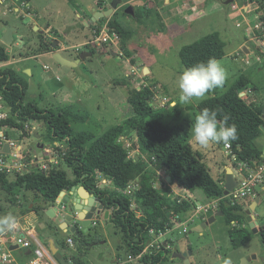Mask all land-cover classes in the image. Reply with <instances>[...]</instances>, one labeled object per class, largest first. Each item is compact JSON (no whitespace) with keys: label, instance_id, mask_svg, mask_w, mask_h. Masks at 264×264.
<instances>
[{"label":"rangeland","instance_id":"374dc122","mask_svg":"<svg viewBox=\"0 0 264 264\" xmlns=\"http://www.w3.org/2000/svg\"><path fill=\"white\" fill-rule=\"evenodd\" d=\"M153 1L123 0L118 5L113 19L111 17L104 18L98 28L87 29V27L83 26V23L88 21L91 10L96 9L98 4L106 7L110 0H31L29 4L22 3L19 0H6L3 5H0V39L6 29L2 21L3 18L10 26L16 28V32L14 33V41L11 46L6 47L0 42V45L5 47L10 56L9 65L2 67V71L13 70L22 76V80L27 85L25 104L31 103L39 108H51L57 112H62L76 134L89 135L94 140L100 137L105 130L121 125L124 129L123 134L116 140V144L128 152L129 158L135 157L139 159L142 154L138 139L135 137L133 129L125 124L128 118L134 116L128 99L135 90L140 91L151 87L153 96L157 98V101L153 100L155 102L153 105L154 114L161 121H164V124L178 125L165 121L168 118L161 119L169 106L166 104L161 107L159 100L166 94L179 96L177 79L179 74L185 69L179 57V51L182 47L190 45L212 33H218L219 37L224 41L225 57L219 61L227 70L228 78L223 88L215 89L211 93H225L240 74L239 68L245 64V56L239 49V44L244 41L245 27L243 23L245 21L237 16L231 18L230 15H233L235 10L231 6H223V2L217 4V0H213L214 3L206 7L203 6L205 7L203 8L204 13L198 15L199 18L186 21L185 23L182 22L180 26L183 29H173L172 33L167 35V31L163 28L162 39L154 38L153 36L150 41L153 45H145L147 44L145 37L141 36L138 31L139 26L135 23L140 17L138 15L137 18L124 15L123 10L126 5L133 8H139L141 5L149 8L154 5ZM162 3L163 0H158L157 8H160ZM237 6L240 10L243 7V3L238 0ZM257 11V7L254 4H250L248 13H245V16L249 19L247 21L253 30H256L254 26L257 24L259 27L257 29L258 32H262L264 31V21L262 20V13ZM3 12L7 13L5 17L2 16ZM196 13L195 10L188 9V12L183 15L193 18ZM34 15L40 16V19L36 20ZM120 17H123L125 29L130 31L128 40H122L121 32L112 26L113 22L116 19L118 20V18L120 19ZM170 22L171 20L167 24H170ZM172 23H175V21ZM34 24L41 26L45 33H41L42 31L40 32L38 29L35 30L33 28ZM46 24L52 26L48 32L45 30ZM102 29H104L105 37L107 38L105 42L99 36ZM69 33L72 36L70 35L71 38L66 40L65 36ZM132 33L134 37H132ZM246 34L251 36L252 31L250 30ZM53 40H57L58 44L64 43L65 47H72L69 49H61V46H57L55 49L50 48ZM91 40L96 41L93 47V44H89ZM60 49L72 61L78 59L81 52L92 53V57H86L81 60L79 67L74 71L75 74L85 80L97 81L95 85L97 89L91 92L93 99L88 103L84 104L82 101L75 100L72 98L71 93H64V96L61 97L59 82L48 78L51 76L53 68L43 69V65L48 63V61L43 59L47 58L48 60L52 54H60ZM41 57L42 59H40ZM249 59L251 63L254 61L252 57H249ZM28 65L33 70L32 78L31 74L28 76L24 72V70H27L26 67ZM143 68H148L150 73L147 70L143 72ZM244 91H246L245 88L240 91V94ZM250 93L249 91L242 96L244 101L249 105L254 104L258 108L262 107L264 105L263 100L258 99L257 102H254L255 99L252 98ZM209 95L210 92L202 99H193L186 106L194 107L193 103H201ZM153 96L151 99H153ZM196 112L198 113L195 109L193 113L196 114ZM29 124V126L34 128V134L13 132L9 134V137L22 142L31 151V158L35 159L33 170H39L46 174L51 170H61L67 174L68 178L73 179L71 169L62 160L63 154L66 152L64 144L50 142L43 123L32 121ZM191 144L195 151L205 155L208 154V159L205 163L210 169L211 176L218 183H222L220 186H223L227 170L212 165L211 159L213 160L214 157L222 159L224 157V144L221 147V144L213 142L207 148H201L193 139ZM257 145L263 146L260 142ZM45 150H48V153ZM229 157L231 158V155ZM142 158L148 162V157L143 156ZM162 183L163 180L157 179L154 180L153 186L157 191L162 192L164 190ZM98 186L99 188H111V184L103 177H100ZM20 193L25 200L24 204L26 206L24 208H27L29 203L40 198L36 192L26 190L23 187L13 191L11 194L8 193L9 195L0 190V210H5V213L12 211L16 214L17 212L15 211L22 200V198L17 197ZM258 194L260 201L251 214L256 220L255 213L257 212L260 223L264 224V192L258 189ZM253 200L240 203L239 205L246 211ZM196 203L201 204L197 200ZM135 207L136 203L134 202L131 208L135 209ZM213 213L217 214L219 212L212 211L207 214H199L194 218L195 211H193L187 216L179 217L182 223H187L185 227L176 228L169 220L170 229L167 230V234L164 233L161 236L160 233L157 234L154 230L152 234L148 233L151 240L162 243L169 250L167 261L164 264H184L183 261L171 257L173 251H179L178 246L182 243L185 244L183 248L186 253L194 251L193 264H222L225 257H230L233 264H264V245L258 234H253L252 240L246 247L234 250L228 237L229 229L234 228V226L232 224L227 225L223 217H215L216 220L208 223V215ZM109 214L110 223L104 218H101V221L106 225L111 239L117 242V239L119 240L122 237L123 232L121 228L114 226V221L111 220V210H109ZM203 224H206V226L202 229V232L193 231V228ZM102 225L98 226V231ZM184 228L188 230L187 233H183ZM257 228L259 233L264 226H257ZM110 253L108 248L106 255L109 256ZM103 254L105 255V252ZM242 260H245L246 263H242Z\"/></svg>","mask_w":264,"mask_h":264},{"label":"trees","instance_id":"16d2710c","mask_svg":"<svg viewBox=\"0 0 264 264\" xmlns=\"http://www.w3.org/2000/svg\"><path fill=\"white\" fill-rule=\"evenodd\" d=\"M19 1L28 4L31 0ZM249 1L257 7L258 13H262L264 21V0ZM112 26L121 32L122 40L130 38V31L124 26L116 21ZM224 56V43L218 33L206 35L179 51L185 69L197 61H206L210 57L220 60ZM9 59L7 50L0 45V63ZM21 77L13 70H0V93L18 119L43 123L48 140L64 144L66 152L62 160L71 169L73 179L68 178L61 170H51L47 174L32 170L14 179L0 174V190L11 194L23 187L39 194L40 203L53 204L61 192L81 185L101 197L105 210H111L114 226L121 228L129 253L136 256L150 242V230L157 234L166 233L170 229V215L184 217L193 212L196 206L194 202L178 204L176 200L167 197L166 190L159 192L154 188V180L160 174H166L177 187L192 194L201 191L207 200L219 202L218 212L222 213L226 224H237L228 231L234 250L252 240L254 235L246 222L244 208L239 204H230L229 199L224 197L223 186L217 183L202 160L191 151L186 129L182 126L166 125L154 114L151 87L135 90L130 95L128 103L134 116L125 121L138 139L142 157H148L146 162L142 157L129 158L128 152L116 144V140L123 134L121 125L105 130L100 137L92 140L89 135L76 134L62 112L39 108L31 103L25 104L27 85ZM251 87L248 78L240 75L225 93L208 98L198 105L199 112L203 108L217 109L220 113L218 121L227 114L230 117L228 123L236 125L238 139L229 144L232 154L240 162L260 160L263 152V146H258L257 141L263 135L260 127H264V105L259 108L254 104L249 105L239 96L242 89ZM100 177L108 181L111 188H99ZM132 182L139 184V188L131 196H127L124 191ZM133 201L136 203L135 209L131 208ZM258 236L264 245V228ZM168 253L169 250L162 245L160 249L152 250L149 255H143L140 264H164Z\"/></svg>","mask_w":264,"mask_h":264},{"label":"crops","instance_id":"0c3cea01","mask_svg":"<svg viewBox=\"0 0 264 264\" xmlns=\"http://www.w3.org/2000/svg\"><path fill=\"white\" fill-rule=\"evenodd\" d=\"M240 1L243 3V7H242L243 10H241L242 8L240 10L238 9V6H237L238 0H233L232 2H229V0H217L216 3L220 4V2H223L222 3L223 6H231V8L235 10L234 11L235 13H233V15H230V17L232 18L233 16H237L238 18H241V20L245 21L244 22L245 24L243 23L245 27L244 36H243L244 41H242L239 44V49L243 52V55L245 56V60H244L245 64L243 67L239 68L240 74L238 76L244 75L245 77H247L248 80L251 82L252 87L250 88V90L249 88H245L246 91L242 93L243 94L242 96H244V94L246 95V93L250 91L251 92L250 95H252V98L256 100V101L254 100V102H257L258 99H262L263 100L262 102L264 104V31L258 32V30H253L250 23L247 21L249 19L245 16V13H248L250 4H253V3H251L249 0H240ZM167 2L168 0L164 1L165 5L167 4ZM187 2H189L190 4L188 5ZM187 2L185 5H187V7L190 6L192 10H195L197 12L196 15L203 14L204 13L203 8L214 3L213 0H187ZM227 2H229V4H227ZM217 8H221V7H217ZM6 14H7L6 12H3L2 16L5 17ZM194 17L191 18L190 16L187 15L185 17V21H192L193 19L197 18V17L195 18ZM34 18L37 20V19H40V16L34 15ZM157 19H158L157 21H154L152 23L153 24L152 26L160 27L155 31L156 33L160 34L159 36H161L162 28L160 24L161 22L163 23V20H160V18H157ZM2 21L5 26L10 25L8 24L7 21L4 20V18ZM167 22L168 21L166 20L165 30L167 31V35L171 34L172 33L171 31L173 29L179 30L180 27H177L175 23H172L173 21H171L170 24H167ZM45 27H46L45 30L47 32L52 28V26L49 24L48 25L46 24ZM33 28H35V30L37 29L40 30V32L42 31L41 33H45L42 27L37 24H34ZM180 29H183V28H180ZM250 30L252 31L251 36L250 34H246V33H249ZM70 35L71 33L67 34L65 36V39L69 40V38H71L72 36ZM221 41L224 43L222 39ZM57 46H61V49H69L72 47V46L65 47L64 43L61 42V44L60 43L58 44V41H57ZM61 49H60V54L65 59L72 61L70 57L64 55V53L61 52ZM224 49H225V44H224ZM243 49L245 51H243ZM52 55H51V58L48 60L47 58L43 59V60L48 61V63H45L46 65L45 64L43 65V69L53 68L51 76L48 78H51L52 81L59 82V85L61 88L60 95L62 94L61 97L64 96L63 95L64 93L65 94L71 93L72 98H74L75 100L79 102L82 101L85 104L91 101L93 99L91 96V92H93L94 89L95 90L97 89V86H95L97 81L85 80L81 76L75 74L74 71L75 69H77V67H79L80 62L77 64L75 68L63 67L57 64L53 60ZM249 57L254 58V61H252V63ZM40 59H42V57ZM9 63L10 62L8 61L0 63V70L2 71V67L9 65ZM25 63H28V62H25ZM26 69L27 70H24V72H26L28 76H30L31 74L32 75L31 78H32L33 70L30 68L29 65L26 67ZM144 71H145V68H143V72ZM148 73H150L149 70H148ZM28 89H29V86H28ZM222 94H215V93L210 92L209 97H207L206 99L212 98L215 95L217 96V95H222ZM162 97H165L168 100L167 104L169 108L165 113H163V116L161 115L162 116L161 119L164 120L168 118L165 121L171 122V124H178L177 126H182L186 129L189 135L188 144H189L191 151L194 154H196L202 160V162L206 165L205 161L208 159V154L205 155V154H201L198 151H195L191 144V140H192L191 128H192V125L194 124L195 116L199 113L198 105L200 104V102L193 103L194 107H191L189 105L187 106L186 105L184 106L182 104L180 105L179 100H178L179 96H172V95L166 94L165 96H162ZM174 104H175V107H174ZM195 109L198 111V113L196 112V114L193 113ZM166 125H170V124H166ZM170 126H174V125H170ZM259 142L262 143L263 148H264V133L258 139L257 143ZM220 146L222 147V144ZM211 161H212V165H215V167L217 168L222 167V168H225V170H227L228 167H230L232 171V175L233 177H235V173L233 169L234 163L232 162L231 158L226 152H224V157L222 159L214 157L213 160L211 159ZM167 177L168 176L166 174H160L158 179L166 182L165 184L162 183L164 186L163 189L167 191V197H170L173 200L175 195L180 193V190H179L180 187L174 186L175 183H172V181L171 183H168ZM218 184L222 185V183H218ZM262 191L264 192V186L262 187ZM66 196H69L71 198L70 191H65L62 199H65ZM193 196L198 202H201L202 205L211 204V203L216 202V201L207 200L201 191H197L195 194H193ZM17 197L22 198V200L18 204V207L15 211L17 212L16 215L18 218V226L14 231L10 233H6V235L4 236L0 235V249L2 250L3 253L4 252L8 253L5 250L4 242L6 241L7 248L9 249L10 246H15L14 244H12L13 238H15L16 236L21 237L22 235H23L22 238H25L26 240L30 242L31 247L29 249L19 247L17 250H14V251L9 250L10 255H11V260L7 264H32V261H34L36 258L34 255L35 249L40 250V252L42 253V260L46 261L48 264H59V262L55 259V256H54L55 253L60 254L62 258L69 264H133L128 261V257L131 256V254L129 253L124 243V240L122 238L123 235L119 240L117 239V242H114L109 236L108 230L106 229V225H104L103 221H101V218L104 217L103 212L98 218L97 223L91 225V228H90L91 230L89 233L83 234L81 237H77V236H74L73 234L67 233V231L70 228V225L64 223L63 217L68 215V211L63 209L61 202H58V200H56L55 203L51 205H47V204L38 202V199H37V200H34V202L29 203L27 205V208H24L26 205L24 204L25 200L23 199L22 194L20 193L19 195H17ZM53 208H56L54 210V217L50 216V215H53V213L49 215V209H53ZM4 213H5V210L3 211L0 210V215H3ZM208 216L209 218L211 216H214V218L223 217V216H217L216 213H213ZM255 216H256V220L255 219L254 220L258 223L257 226H264V224L260 223L257 212L255 213ZM195 217L197 216H194V218ZM109 218H110V214L108 218L106 219L107 222H109L110 220ZM214 220H216V218ZM100 224H103V225L99 227V231H98L97 229H98V226H100ZM68 240H72V244H69ZM248 243H246L242 247H246ZM184 245L185 244L183 243L180 244L178 246L179 251H173V253L175 252L186 253L183 248ZM108 248L110 249V252H111L109 256L106 255V251L108 250ZM104 252H105V255L103 254ZM186 259H188L190 264H193V261H194V251L193 250H192L191 255H187ZM136 264H140V261H138Z\"/></svg>","mask_w":264,"mask_h":264},{"label":"built area","instance_id":"2783aa9c","mask_svg":"<svg viewBox=\"0 0 264 264\" xmlns=\"http://www.w3.org/2000/svg\"><path fill=\"white\" fill-rule=\"evenodd\" d=\"M5 2L6 0H0V5H3ZM258 28L259 27L256 24L255 29L257 30ZM99 36L103 42L107 40V38L105 37L104 29H102V32ZM95 42V40H91L89 41V44H93V47ZM242 95L243 94H240L239 92V96L242 97ZM153 100L157 101V98L153 96V99L151 100L152 106L155 103L153 102ZM159 102L160 106L164 107L168 103V100L165 97H161V100H159ZM8 120L11 121V123H6ZM29 123H32V121H22L13 114L11 107L4 99V96L0 93V174H4L8 178L14 179L16 176H23L24 174H27L33 170L35 159L31 158V151L27 148L26 145H23L22 142L14 139L13 137H9V134L13 132L19 134H23L26 132L29 135L34 134V128L29 126ZM19 125L23 127L19 128ZM223 149L228 155H231V160L234 163V179L237 182L236 187L227 197L230 204L235 205L253 200L256 196H258V189L262 191V187L264 186V157L261 156L260 160L240 162L237 160L235 155H232L231 146L229 143H225L223 145ZM45 151L46 153H48V150ZM174 186L177 185L174 184ZM138 188L139 184H137L136 182H132L128 185V187L124 191V194H126L127 196H131L133 192L138 190ZM179 190L180 193L175 195L174 200H176L178 204L183 202H194L196 204L193 210L195 211V216L199 214H207L212 211L217 212L219 210L218 201H216L215 203L202 205L196 203V199L190 191L184 188H180ZM170 222L176 228L184 227L187 224L186 222L182 223L177 214H173L171 216ZM236 225L237 224L235 222L232 223V226L235 227ZM187 231V229H183V233H187ZM149 233L152 234L153 230H150ZM162 234L164 233H160L161 236H163ZM0 235L4 236L6 234ZM68 243L72 244V240H68ZM4 244L5 250L8 253H3L0 249L1 264H7L11 260L10 251L7 248L6 241L4 242ZM12 244L25 249H29L31 247L30 242L20 236H16L15 238H13ZM162 245L163 244L160 242L150 240V242L142 252H140L136 256H129L128 261L130 263L136 264L141 260L143 255H149L152 250H158ZM34 255L36 258L34 261H32V264H48L46 261L42 260V253L39 249L34 250Z\"/></svg>","mask_w":264,"mask_h":264},{"label":"water","instance_id":"95a60500","mask_svg":"<svg viewBox=\"0 0 264 264\" xmlns=\"http://www.w3.org/2000/svg\"><path fill=\"white\" fill-rule=\"evenodd\" d=\"M233 0H229V2H232ZM227 2V4H229ZM119 4V0H113L110 7L105 11H96L95 9L92 10V17L89 21L84 22L83 25L85 27L90 26L94 22L109 18L114 13L115 9L117 8ZM129 9V8H128ZM128 12V11H127ZM130 14H132L130 12ZM16 32V28L10 25H6V29L4 34L2 35L0 42L5 45L6 47L11 46V44L14 41V33ZM56 42L53 45V49H55ZM243 51H245L243 49ZM86 57H92V53L90 52H81L79 55V58L75 61H69L65 59L61 54L55 53L52 55L53 60L63 66V67H69V68H75L77 64L84 60ZM148 69L145 68V71ZM262 118L264 119V108L262 109ZM260 130L264 133V127H260ZM136 137V135H135ZM262 157H264V148L262 152ZM227 174L225 176V182L223 185V195L224 197H228L229 194L233 191V189L236 187L237 182L235 181L231 169H227ZM167 182L171 183V177H167ZM177 185V184H176ZM64 196V192H61L59 194V197L57 198L58 202H61L63 209L68 211V215L63 217V221L66 224L70 225L69 230L67 231L68 234H73L74 236L81 237L83 234H87L90 232V228L92 224H96L98 221V218L103 212V218L106 220L109 216V212L105 210L104 204L102 202V199L100 196L95 195V193L91 192L90 190L86 189L83 186L73 187L70 190V196H66L65 199H62ZM260 201V196H256L253 200V202L250 204L249 209L245 211L246 215V222L248 224L249 229L252 231L254 235L258 234V223L254 220L253 215L251 214L253 210H255L257 204ZM73 203V204H72ZM47 205H51V203H47ZM49 209V215L53 213L54 217V210ZM217 216H223L221 212L216 214ZM214 216L210 217L208 220V223H212L214 221ZM94 222V223H93ZM63 223V224H64ZM206 224H203L202 226H199L197 228H193L194 232H201L203 228H205ZM23 237V235L21 236ZM19 247L17 245L10 246L9 250L14 251L17 250ZM187 255H191V252L187 253H180L175 252L171 255L172 258H177L180 261H183L184 264H190L188 259H186ZM55 259L59 262V264H69L66 262L62 256L58 253L54 254ZM242 263H246L245 260H242Z\"/></svg>","mask_w":264,"mask_h":264},{"label":"clouds","instance_id":"9594fccd","mask_svg":"<svg viewBox=\"0 0 264 264\" xmlns=\"http://www.w3.org/2000/svg\"><path fill=\"white\" fill-rule=\"evenodd\" d=\"M228 78L225 67L214 57L206 61H197L194 65L184 69L177 79L179 89V103L189 104L193 99H202L215 89L223 88ZM175 107V104H174ZM219 110L203 108L195 116L192 125V139L201 148H207L211 143H229L238 139L235 124H229L227 114L218 121ZM18 226L17 215L9 211L0 215V234L14 231ZM222 264H233L230 257H225Z\"/></svg>","mask_w":264,"mask_h":264},{"label":"flooded vegetation","instance_id":"af4514ba","mask_svg":"<svg viewBox=\"0 0 264 264\" xmlns=\"http://www.w3.org/2000/svg\"><path fill=\"white\" fill-rule=\"evenodd\" d=\"M112 1L113 0H110V2L107 4L106 7L104 5H102V4H98L95 10L96 11H105V10H107L110 7ZM164 1L165 0H163V3L160 6V8H157V6H156L158 0H154L152 2L154 5H152V7L150 6L151 8L150 7L147 8V6H142V5L139 8H133V7L129 6V5H126L125 8H124V10H123V14L124 15H130V16L136 17V18L138 16L140 17V19L138 21H136L135 23H137L138 26H139L138 31L141 34V36H144L145 37V41L147 43V44L144 43L145 45H149V44L150 45H153L152 43H150V41L153 39L152 38L153 36H154V38L155 37H158V38L162 39V37L159 36V34L156 33V31H155V30H157L160 27H156V26L153 27L152 26L153 25L152 23L154 21H157L158 20L157 18H160V20H163V23L164 24L162 22L160 24V26H161L162 29L166 27V25H165L166 20L167 21L171 20L173 22L175 21L176 26L182 28L180 26V24L182 22H184V23L186 22L185 21V16L183 14L186 13V12H188V9L192 10V8H190V6L187 7V5H185L186 2H187V0H168V2H167L166 5H165ZM122 2H123V0H119V4L118 5H120ZM187 3H188V5L190 4L189 2H187ZM116 10H117V8L115 9V11ZM161 10H162V12H161ZM168 10H170L172 12H169ZM115 11L111 15V19H113V17L115 16V14H116ZM130 12L132 14H130ZM181 15H183V16H181ZM198 15L199 14L196 15L197 18H199ZM91 17H92V12H91V15H90L88 21L91 19ZM102 20L103 19H100V20L94 22L93 24H91L87 28H89V29H91V28L92 29L98 28L99 27V24L102 22ZM115 21L119 25H122L123 26V17L122 18L120 17V19L118 18V20L116 19ZM132 37H134V34L133 33H132ZM55 42H56V46H57V41L56 40H53L51 42V44H50L51 45L50 48L53 47V45L55 44ZM143 47H144V45H143Z\"/></svg>","mask_w":264,"mask_h":264}]
</instances>
